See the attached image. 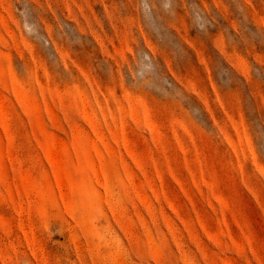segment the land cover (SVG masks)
I'll use <instances>...</instances> for the list:
<instances>
[{
    "label": "rangeland",
    "instance_id": "rangeland-1",
    "mask_svg": "<svg viewBox=\"0 0 264 264\" xmlns=\"http://www.w3.org/2000/svg\"><path fill=\"white\" fill-rule=\"evenodd\" d=\"M0 264H264V0H0Z\"/></svg>",
    "mask_w": 264,
    "mask_h": 264
}]
</instances>
